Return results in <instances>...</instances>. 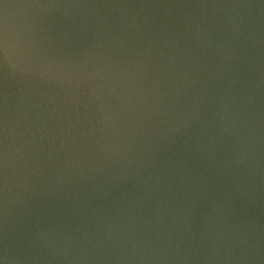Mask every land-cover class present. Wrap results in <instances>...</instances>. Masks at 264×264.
<instances>
[{"label": "water", "instance_id": "water-1", "mask_svg": "<svg viewBox=\"0 0 264 264\" xmlns=\"http://www.w3.org/2000/svg\"><path fill=\"white\" fill-rule=\"evenodd\" d=\"M0 264H264V0H0Z\"/></svg>", "mask_w": 264, "mask_h": 264}, {"label": "snow or ice", "instance_id": "snow-or-ice-1", "mask_svg": "<svg viewBox=\"0 0 264 264\" xmlns=\"http://www.w3.org/2000/svg\"><path fill=\"white\" fill-rule=\"evenodd\" d=\"M3 51V42H2V38H0V52Z\"/></svg>", "mask_w": 264, "mask_h": 264}]
</instances>
